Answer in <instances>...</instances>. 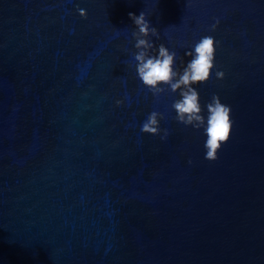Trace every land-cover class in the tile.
Returning a JSON list of instances; mask_svg holds the SVG:
<instances>
[{
  "label": "water",
  "instance_id": "95a60500",
  "mask_svg": "<svg viewBox=\"0 0 264 264\" xmlns=\"http://www.w3.org/2000/svg\"><path fill=\"white\" fill-rule=\"evenodd\" d=\"M141 12L177 70L217 42L218 159L138 78ZM0 264H264V0H0Z\"/></svg>",
  "mask_w": 264,
  "mask_h": 264
},
{
  "label": "clouds",
  "instance_id": "9594fccd",
  "mask_svg": "<svg viewBox=\"0 0 264 264\" xmlns=\"http://www.w3.org/2000/svg\"><path fill=\"white\" fill-rule=\"evenodd\" d=\"M78 11L80 16L87 17L84 9H78ZM129 17L137 29L132 36L136 41L137 52L134 53V60L138 78L155 97L166 92L179 94L180 98L172 104L176 112L175 119L185 126H191L197 130L203 129L207 137L204 145L205 158L209 161L218 159V151L230 138L231 108L223 104L218 95H214L211 102L206 105L208 115L205 118L199 92L194 87L210 79L212 69L215 67L217 42L211 36L202 37L195 44L194 50L185 54L192 58L180 71L175 68L176 52L170 51L163 44L159 46L158 54H151L154 45L148 37L150 35L158 37L159 33L155 27L150 25L145 13L141 12L139 16L129 13ZM215 28L216 25H212V30ZM216 77L223 79L224 72L217 71ZM116 103L119 105L122 101L118 100ZM161 119H164L162 113L152 111L143 122L141 131L151 135H160L159 122ZM163 131L164 135L161 138L166 139L168 131L167 129Z\"/></svg>",
  "mask_w": 264,
  "mask_h": 264
}]
</instances>
